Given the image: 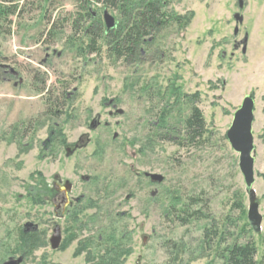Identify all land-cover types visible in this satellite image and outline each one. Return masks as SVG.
I'll return each mask as SVG.
<instances>
[{"label":"rangeland","instance_id":"1","mask_svg":"<svg viewBox=\"0 0 264 264\" xmlns=\"http://www.w3.org/2000/svg\"><path fill=\"white\" fill-rule=\"evenodd\" d=\"M120 2L122 11L140 7L137 0H0L17 6L0 36V264L18 256L21 264H98L113 236L121 264H222L226 247L246 242L264 264V0H243L242 9L237 0H165L171 17L192 14L186 27L170 18L117 60L100 39V49L89 50L85 30L98 29L104 10L119 20ZM236 12L243 21L234 36ZM244 38L242 53L234 44ZM249 94L259 234L247 223L238 154L225 136ZM193 105L206 129L196 144L184 128ZM96 115L100 124L90 130ZM81 136L87 142L66 152L63 145ZM54 174L71 185L72 202L80 199L62 222L45 204L46 191L31 196L41 182L51 190ZM53 221L64 231L54 251ZM20 233L37 236L31 252L18 245Z\"/></svg>","mask_w":264,"mask_h":264},{"label":"trees","instance_id":"2","mask_svg":"<svg viewBox=\"0 0 264 264\" xmlns=\"http://www.w3.org/2000/svg\"><path fill=\"white\" fill-rule=\"evenodd\" d=\"M97 2H102L105 6H114V0H94ZM138 6H140L136 12L131 10H123L124 8L122 2L117 6L118 10L122 13L121 18L116 21V26L112 29H106L104 23L99 21V27L97 30H90L92 26L90 25L85 31L86 36L89 39L87 48L91 51H97L100 49L98 45V39L106 42L109 53L115 57V59H126L133 55L136 50L137 45L141 42L145 36L150 34L153 31L158 30L163 26L167 21L175 20L177 25L180 28L186 27L190 21L192 14L188 16H170L167 14L163 7L165 6V0H137ZM12 4V3H11ZM17 6L4 5L0 3V36L3 35L7 30H9L12 20L11 16L16 14ZM132 13V14H131ZM91 19L92 12H86ZM123 19V20H122ZM123 23V24H122ZM3 60L0 54V80L2 75V65L1 61ZM165 115L162 114L158 118V125L163 126ZM185 136L186 140L190 144H196L200 139L204 138L206 129L205 121L201 110L197 105H193L189 108V114L184 120ZM152 140L147 139L144 143V148H150ZM40 188L36 190L35 194H32V198L36 201L37 194L40 191H47L46 184L41 182ZM193 216V215H192ZM247 227V224H245ZM207 235H204V243H208ZM37 236H34L32 233L23 234L20 233L19 244L20 247H23L25 252H31L32 249L37 244ZM120 238L109 237L106 240V247L100 256L98 264H121L120 256L122 255L120 249ZM118 244L119 250H115L116 245ZM23 252V253H25ZM256 256V246L253 242H246L244 244H233L228 246L222 252L221 257L223 258L222 264H263L262 260H257Z\"/></svg>","mask_w":264,"mask_h":264},{"label":"water","instance_id":"3","mask_svg":"<svg viewBox=\"0 0 264 264\" xmlns=\"http://www.w3.org/2000/svg\"><path fill=\"white\" fill-rule=\"evenodd\" d=\"M238 1V8H243V0ZM232 19L235 22V27L233 29L234 36L238 33V25L242 23L243 16L236 12L232 15ZM103 23L106 29H112L116 26V21L113 16H111L106 10L103 12ZM241 46L242 53H245L246 48V38L241 42H236L234 44L235 48ZM10 72L13 75L17 73L11 69ZM116 114L120 115L123 113L121 109L115 111ZM254 120V100L249 94L242 99L240 106L234 111L232 115V121L228 130L226 131V139L228 140L231 148L238 154V168L242 174L244 181V190L248 197V207L246 211L247 223L254 234H259L261 232L262 216L259 213V203L257 201L252 185L254 183V156L253 152L254 146V136L252 132V124ZM99 125V115H96L90 122V130L96 129ZM116 135L114 134V137ZM86 143L85 140L81 141ZM145 177L153 183H160L163 181V176L156 173H143ZM87 179V177H83ZM31 224H26L25 227H31ZM35 228V227H34ZM148 237L146 235L142 236V244L144 245ZM50 249L56 250L59 248L62 241L61 226L55 224L52 228V233L48 239ZM23 262V256L10 257L2 264H21Z\"/></svg>","mask_w":264,"mask_h":264},{"label":"flooded vegetation","instance_id":"4","mask_svg":"<svg viewBox=\"0 0 264 264\" xmlns=\"http://www.w3.org/2000/svg\"><path fill=\"white\" fill-rule=\"evenodd\" d=\"M2 69H3V67H2ZM106 104L109 107H111L112 109H114V112L117 110L116 104L113 102V100H111V101L108 100L106 102ZM108 114L112 115L113 113L111 111H109ZM100 119H101V117L99 118V122H100ZM115 124L118 125V123H115ZM53 137H54V132L51 131L50 134H49V137H48V139L46 141L47 147L53 143L52 142ZM83 140L86 141L87 137L86 136H81V137L78 138V140L75 141L74 144H71V145L64 144L63 146H65L66 152H70V151H73L72 149H75V150L79 149L78 147L80 146V144L82 143L81 141H83ZM135 175L138 176V175H140V173L135 172ZM143 176H144V174H143ZM145 178L149 179L147 177H145ZM85 180H88V178L85 179ZM51 188H52L51 190H49V191L47 190L46 191L45 204L48 203L53 208L54 213L56 214V219L58 221L62 222L65 219L70 218V216L72 214V211H68L67 209L68 208L73 209L75 207V204L80 203V199H77V202L76 201L72 202V199L69 197V193L71 192V185L67 181L61 182L59 180V176L56 175V174L53 175V180L51 181ZM70 205H71V207H69ZM55 224H59V223L57 221H53L52 222L51 233H52V228L54 227ZM63 232H64L63 228L61 227L62 236H63ZM61 243H62V241H61ZM48 244H49V241H48ZM49 247H50V245H49ZM52 251H54V250H52Z\"/></svg>","mask_w":264,"mask_h":264}]
</instances>
